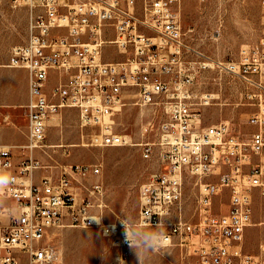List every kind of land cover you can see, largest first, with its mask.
Masks as SVG:
<instances>
[{
	"label": "built area",
	"instance_id": "2783aa9c",
	"mask_svg": "<svg viewBox=\"0 0 264 264\" xmlns=\"http://www.w3.org/2000/svg\"><path fill=\"white\" fill-rule=\"evenodd\" d=\"M10 1L29 7L27 40L12 48L5 64L29 72V141L19 162L10 146L0 144V172L12 178L0 198L14 202L0 204L7 219L0 220V264L52 263L58 248L51 234L67 226L103 235L107 229L117 249L113 264H130L122 216L105 218L109 205L96 178L100 165L59 164L57 176L35 179L52 166L38 158L41 149H33L31 136L43 134L46 148L48 121L65 108L78 110L82 126L98 129L99 146H140L143 158L157 157L159 168L140 187L136 221L159 222L169 237L165 247H180L182 259L194 256V264H264V253L243 248L253 197L257 191L264 196V40L243 49L238 60L215 61L194 46L193 29L183 27L181 0ZM211 64L241 82L257 106L248 118L255 130L247 141L231 121L207 123L204 117L202 108L213 95L197 85ZM128 106L161 109L165 118L145 130L156 141H135L115 129V117ZM66 167H74L73 176H63ZM211 175L218 180L203 181ZM188 176L198 179L201 190L196 221L184 217L181 207ZM225 187L231 192L228 207L216 212L213 199ZM101 215L100 223L91 220Z\"/></svg>",
	"mask_w": 264,
	"mask_h": 264
},
{
	"label": "rangeland",
	"instance_id": "374dc122",
	"mask_svg": "<svg viewBox=\"0 0 264 264\" xmlns=\"http://www.w3.org/2000/svg\"><path fill=\"white\" fill-rule=\"evenodd\" d=\"M139 4L138 9H141ZM180 16L189 32L195 47L203 51L211 60H238L243 49L264 40V5L262 0H181ZM29 7L25 4L14 6L10 0L0 4V90L6 99H12L22 92L24 75L6 69L12 48L27 40ZM116 48L107 46L106 49ZM200 92L213 95L211 103L203 106L207 123L222 120L231 121L242 140L251 137L255 127L248 118L257 109L247 99L244 85L216 65L200 72L198 78ZM13 118L23 128L27 126L25 106ZM7 111V109H6ZM4 111V112H6ZM7 114V112H6ZM8 117V116H7ZM11 118V116H10ZM10 118L8 120H10ZM165 118L160 108L154 106H128L115 117V129L135 141H156L155 134L145 132L149 122L157 123ZM0 116V123H3ZM42 135V134H41ZM40 135V137H41ZM99 131L92 126H82L79 112L75 108H65L48 121L46 143L51 146L36 149L38 158L44 165L37 173H60L59 164L86 163L98 164L99 178L106 188L109 208L105 211L108 222L119 216L137 219L140 209L139 191L150 172L159 168L156 156L147 160L142 156L140 146H99L92 145ZM44 144V140H39ZM86 144L73 146L72 144ZM24 153V152H22ZM58 166V167H55ZM36 173V174H37ZM198 179L188 176L181 202L183 216L194 221L199 219L197 199L201 194ZM216 181L211 175L203 181ZM230 189L225 187L221 195L213 199L212 208L219 212L226 210L230 200ZM4 203V204H3ZM0 204L13 206L14 202L0 198ZM178 208V207H176ZM176 210V209H175ZM3 223L5 217L0 216ZM162 229V227H160ZM52 241L58 248V257L50 264H113L117 249L112 241L96 228L60 227L53 230ZM243 248L252 254L264 253V196L257 191L253 197L252 224L247 228ZM180 247H164L161 252L152 254L145 264H194L195 257L188 256ZM130 264H137L132 253Z\"/></svg>",
	"mask_w": 264,
	"mask_h": 264
},
{
	"label": "clouds",
	"instance_id": "9594fccd",
	"mask_svg": "<svg viewBox=\"0 0 264 264\" xmlns=\"http://www.w3.org/2000/svg\"><path fill=\"white\" fill-rule=\"evenodd\" d=\"M11 180L12 178L8 173L0 172V189L6 187ZM102 216L91 220L100 223ZM119 223L123 228L124 242L136 256L137 264H145V261L152 254L161 252L169 242V237L160 228L159 222L152 225L149 219L145 223H138L128 216H122L119 218ZM112 227L114 229L115 225ZM107 234L108 230L105 229V235Z\"/></svg>",
	"mask_w": 264,
	"mask_h": 264
},
{
	"label": "crops",
	"instance_id": "0c3cea01",
	"mask_svg": "<svg viewBox=\"0 0 264 264\" xmlns=\"http://www.w3.org/2000/svg\"><path fill=\"white\" fill-rule=\"evenodd\" d=\"M2 67H0L1 70ZM13 73H22L24 75V84L20 95L12 99H6L0 90V116L3 118V123H0V144L8 145L12 148L14 153V161L19 162L23 158L24 146L28 141V117L26 111L27 126L23 128L13 118L14 115H19L28 100H29V72L26 69L7 67ZM7 109V111H6ZM6 111V112H4ZM8 116V117H7ZM11 116V118H10ZM10 118V120H8ZM44 140V135L40 137ZM41 172L36 174L35 179L40 180L43 176ZM4 204V203H3Z\"/></svg>",
	"mask_w": 264,
	"mask_h": 264
},
{
	"label": "bare ground",
	"instance_id": "6f19581e",
	"mask_svg": "<svg viewBox=\"0 0 264 264\" xmlns=\"http://www.w3.org/2000/svg\"><path fill=\"white\" fill-rule=\"evenodd\" d=\"M147 129V127H145V130ZM40 135L41 134H36V136H31V143H33V149H36L37 147L44 146V144H40L39 140H40ZM28 141H29V133H28ZM98 145L96 142L92 145ZM73 146H77V145H86V144H72ZM51 146L50 144H47L46 147ZM64 164V163H63ZM58 167V166H55ZM74 175V167H66V169H63V176H73ZM57 259V258H56Z\"/></svg>",
	"mask_w": 264,
	"mask_h": 264
}]
</instances>
